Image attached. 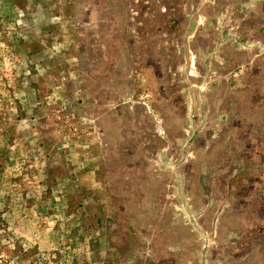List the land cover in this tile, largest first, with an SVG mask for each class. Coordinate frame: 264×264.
I'll return each instance as SVG.
<instances>
[{
    "label": "rangeland",
    "instance_id": "374dc122",
    "mask_svg": "<svg viewBox=\"0 0 264 264\" xmlns=\"http://www.w3.org/2000/svg\"><path fill=\"white\" fill-rule=\"evenodd\" d=\"M0 264H264V0H0Z\"/></svg>",
    "mask_w": 264,
    "mask_h": 264
}]
</instances>
